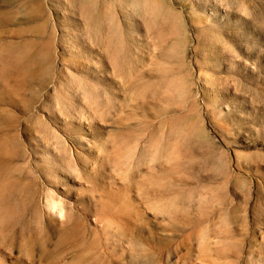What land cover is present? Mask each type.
Returning <instances> with one entry per match:
<instances>
[{"label": "rangeland", "instance_id": "obj_1", "mask_svg": "<svg viewBox=\"0 0 264 264\" xmlns=\"http://www.w3.org/2000/svg\"><path fill=\"white\" fill-rule=\"evenodd\" d=\"M0 264H264V0H0Z\"/></svg>", "mask_w": 264, "mask_h": 264}]
</instances>
